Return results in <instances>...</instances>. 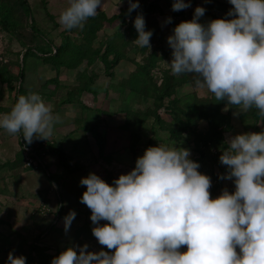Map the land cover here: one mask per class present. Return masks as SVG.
I'll return each instance as SVG.
<instances>
[{"label": "clouds", "instance_id": "obj_1", "mask_svg": "<svg viewBox=\"0 0 264 264\" xmlns=\"http://www.w3.org/2000/svg\"><path fill=\"white\" fill-rule=\"evenodd\" d=\"M190 3L173 0L172 9L183 10ZM229 3L230 18L201 24L198 18L205 9L198 6L191 20L175 26L168 37L171 72L193 74L197 87H206L216 101L226 100L236 109L234 116L255 108L264 118V0ZM102 4L69 0L58 22L66 30L82 29ZM128 4L131 13L139 0ZM134 26V42L150 49L152 32L145 30L142 15ZM58 121L52 106L29 92L0 114V129L22 133L31 144L34 138L51 137ZM190 156L186 148L159 143L146 148L135 167L112 184L95 173L82 177L86 190L80 202L91 210L92 234L103 247L95 252L87 244L68 246L51 264H264V131L228 138L219 160L228 169L227 178L234 180V192L225 188L211 198V178ZM75 215L73 211L64 218L65 231ZM7 264H26V257L9 252Z\"/></svg>", "mask_w": 264, "mask_h": 264}, {"label": "rangeland", "instance_id": "obj_2", "mask_svg": "<svg viewBox=\"0 0 264 264\" xmlns=\"http://www.w3.org/2000/svg\"><path fill=\"white\" fill-rule=\"evenodd\" d=\"M6 2L11 7L12 18L16 25L8 30L0 26V66H4L5 71L15 79L10 83L0 82V108L11 110L16 94L18 99L20 95L35 92L46 104L52 106L53 115L59 116V121L54 124L51 137L47 140L34 138L31 144L26 143L22 133L10 135L0 129V165L14 160L19 150L23 157L22 163L13 169L0 168V263L7 261L9 252L26 257V264H30L29 259L34 261L33 264H37L40 256H57L66 247L72 245L87 244L88 251L99 252L103 246L92 234L94 225L90 218L91 210L80 202L86 190V186L80 184L81 178L89 173H95L112 184L120 174L127 173L135 167L137 157L143 155L146 148L159 143L186 148L192 157L196 156L193 141L197 134H203L207 128L205 121L196 120L186 129L179 131V138L171 139L168 132L158 128V125L148 118L145 121V128L137 129L138 137L133 141V138L128 136V131L119 129L123 121V113L119 109L123 107L129 91L127 89L120 91L117 83L125 80L135 69L131 60L141 62L148 52L154 51L157 56H161L156 63L157 68L151 72L152 79L158 84L161 71L170 67L172 49L168 44V37L173 34L175 26L181 21L191 20L198 6L205 9L204 15L198 18L201 24L207 25L210 20L216 18H230L227 13L232 5L229 0H191L188 8L173 11V0H145L154 8L153 13L148 12L143 15L147 29L152 32L151 48H146L142 54L135 47L128 49L127 46L124 49L126 58L119 60L109 71H104L102 64L97 61L87 69L88 73L92 71L96 75L93 84L98 87V93L95 99L86 94L80 100L91 109L110 111L109 114L97 113L95 116L97 130L104 141L102 155L111 157V161L105 163L97 156V143L94 138L88 133L82 135L83 132L76 128L75 123H78L82 117L78 105L60 103L65 92L77 84L74 77L75 70L70 72L63 67L54 70L49 64L33 56L26 57L23 64L21 63L26 49L34 51L33 48H37L45 52L52 46H57L63 35L78 40V28L65 30L58 22L59 14L68 7L69 0H26L31 16L23 13L18 0H6ZM118 3L119 0H103L98 12H103L107 17L116 14ZM128 6V1L122 0L118 10ZM29 17L33 19L34 27L42 38L49 41L52 46H48V43L28 26ZM169 18L173 24L169 22ZM126 25L124 24L122 29ZM104 29L97 32V40L103 39L105 34L111 33L115 27ZM96 42L94 41L93 44L96 45ZM133 44L136 43L132 41L131 45ZM20 68L23 72L21 81L16 78ZM76 71H81V68L77 67ZM188 75L192 77L193 74ZM53 76H56L57 84L44 85V82ZM18 88L20 91L16 93ZM102 90H107L110 100L102 98ZM191 93L201 99L210 96L206 87L199 88L190 84L177 87L174 95L186 98L182 100L185 102L192 101L189 96ZM131 101V104L127 103V105L133 110L142 111L151 107L149 99H145L144 102L138 98ZM162 102L167 105V98ZM62 106L63 110H61ZM235 111L233 106L220 107V112H228L229 117L228 130L223 133L227 145L228 138L236 134L264 131V118L258 115L257 119L253 120L251 115H247L241 119L239 115H233ZM4 113L7 112L0 110V114ZM158 114L162 120L168 121L169 115L164 110H158ZM62 115H65L66 121L65 118H61ZM58 130L61 131L59 135L56 133ZM72 131L77 135L69 133ZM45 141L60 143L67 152H70L73 160L71 162H75L76 167L67 171L54 157L43 154ZM132 144L134 146L130 150ZM35 150L41 155V165L33 156ZM218 150L211 147L209 153L214 155ZM25 158L31 159L29 165L26 164ZM198 163L200 165L198 170L211 178V188L217 186L214 189L215 197L225 188L229 192L235 191L234 180L227 178L226 171H221L223 165L219 159L203 158L199 159ZM47 174L53 176L55 182L49 181ZM222 176L224 178H221ZM73 211L76 214L75 218L69 229L65 231L64 218ZM100 223L106 221L102 220ZM34 244L35 247H32ZM103 250L108 251L107 248ZM181 251H186V246L182 247ZM48 264H51V261Z\"/></svg>", "mask_w": 264, "mask_h": 264}, {"label": "trees", "instance_id": "obj_3", "mask_svg": "<svg viewBox=\"0 0 264 264\" xmlns=\"http://www.w3.org/2000/svg\"><path fill=\"white\" fill-rule=\"evenodd\" d=\"M18 4L23 13L30 15L26 0H18ZM128 8L129 6L119 9L116 14H112L109 17L105 16L103 12H97L95 17L89 18L85 22L82 29L78 28V40H73L69 36L63 35L57 46H52L49 41L42 38L38 30L34 27L33 19L29 17L28 26L34 33L44 39L48 43V46H52V48L45 52L37 48H33L34 51L26 49L21 58L22 64L26 57L33 56L41 59L42 62L49 64L54 70H57L59 67H63L70 72L75 70L74 77L77 84L74 88L68 89L65 92L64 98L60 100V103L78 105L82 117L79 119L80 121L78 123H75L77 124L76 128L83 132L82 135L88 133L94 138L97 143V156L102 158L105 163H109L111 157L109 155H102L104 141L97 130V117L95 116L97 113L109 114L110 111L100 110L99 108L91 109L83 104L80 99L86 94L91 95L92 99H95V96L98 93V87L93 84L96 75L92 71L89 73L87 72V69L95 61L102 64L104 71H109L119 60L126 58L124 49L127 46H129L128 49L135 47L138 52H141L142 54L144 53L146 48L136 46V44L131 45V42L136 40L138 36L134 21L137 15L143 16L148 12L153 13L154 8L149 5V3H146L145 0L139 2V7L131 13L128 12ZM12 17L9 3H7L6 0H4V2L1 1L0 26L4 30H8L9 28L13 29L15 27L16 23ZM124 24L126 26L122 29ZM105 27L111 29L115 27V30L109 34H105L106 36L103 39L97 40V32L103 30ZM145 30L148 31L146 24ZM94 41L96 42V45L93 44ZM159 59H161V56H157L154 51H150L143 57V61L141 62L131 60L134 62L135 69L127 75L125 80L117 83L120 91L123 89L129 91V94H127V97L124 99L123 107L119 109L123 113V121L119 125V129L128 131V136L133 138L134 141L138 137L136 135L137 129L145 128V121L148 118H151V120L158 125V128L168 132L171 139H177L180 137V130L186 129L196 120H202L205 121L207 128L203 134L199 133L196 135V138L193 141V149L196 156H191L190 158L196 162L203 158L218 160L222 151H224L225 148H228V145L224 141L223 133H225L229 127L228 112H220V107L223 105H226L227 108L231 106L228 105L226 100L216 101L212 93H210V96L205 99L196 98L194 94L191 93L189 96L192 98V101L182 102V100H186V98L176 97L174 95L175 89L186 84L195 86L196 77L194 75L190 77L188 74L174 76L169 67L161 71L160 82L156 84V80L152 79L151 72L157 68L156 63ZM77 67H80L81 71H76ZM22 73V69L20 68L16 77L19 81H21ZM109 75H111L110 72ZM14 79L15 77L10 76L5 71L4 66H0L1 83H10V81ZM46 83H53L56 85V76L46 80L44 85ZM19 91L20 89L18 88L16 93H19ZM107 93V90H102V98L110 100ZM136 98L142 102H144L145 99L151 100V107H147L142 111L131 109L127 103L131 104V100ZM164 98H167V105H164L162 102ZM16 101L17 94L13 105ZM181 102L182 104L180 106ZM160 109L164 110L167 115H169L168 121L162 120L159 116L158 110ZM0 110L8 112L10 109L0 108ZM247 115H251L253 120H256L259 115L258 110L253 108L246 113L239 114V117L243 119ZM69 133L74 134L75 132L72 131ZM133 146L134 145L132 144L129 147L130 150H132ZM211 147L219 149L218 152L214 153V155L210 154L209 151ZM43 149V154L54 157L57 163L67 171L76 167L75 162H71L73 160L70 152H67L60 143L45 141ZM33 156L41 165L40 153L35 150L33 151ZM22 160L23 157L19 150L16 153L14 160L2 163L0 168L6 167L7 169H13L21 164ZM221 171L228 172V169L223 165ZM47 178L49 181L55 182L53 176L47 174ZM216 187L217 186L215 185L213 188H210L211 198H216L214 193ZM58 215L61 216L62 214ZM32 247H35V244ZM54 257L55 256L52 255L46 257L40 256L37 264H48V262ZM29 262L30 264L34 263L31 259H29ZM0 264H7V261L1 262Z\"/></svg>", "mask_w": 264, "mask_h": 264}, {"label": "crops", "instance_id": "obj_4", "mask_svg": "<svg viewBox=\"0 0 264 264\" xmlns=\"http://www.w3.org/2000/svg\"><path fill=\"white\" fill-rule=\"evenodd\" d=\"M63 106H64V105H63ZM63 106H62L61 110H63ZM57 112H59V111H57ZM57 112H56V113H57ZM61 118H65V115H62ZM63 120H64V119H63ZM67 120H68V119H67ZM65 121H66V118H65ZM56 133H58V135H59V134H61V131L58 130Z\"/></svg>", "mask_w": 264, "mask_h": 264}, {"label": "built area", "instance_id": "obj_5", "mask_svg": "<svg viewBox=\"0 0 264 264\" xmlns=\"http://www.w3.org/2000/svg\"><path fill=\"white\" fill-rule=\"evenodd\" d=\"M25 159H26V164L29 165L31 163V159L30 158H25Z\"/></svg>", "mask_w": 264, "mask_h": 264}]
</instances>
